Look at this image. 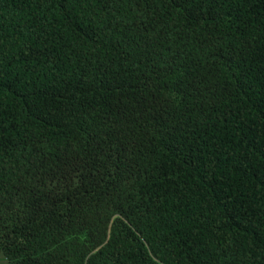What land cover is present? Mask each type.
Instances as JSON below:
<instances>
[{
    "label": "trees",
    "instance_id": "1",
    "mask_svg": "<svg viewBox=\"0 0 264 264\" xmlns=\"http://www.w3.org/2000/svg\"><path fill=\"white\" fill-rule=\"evenodd\" d=\"M7 264H264V0H0Z\"/></svg>",
    "mask_w": 264,
    "mask_h": 264
},
{
    "label": "rangeland",
    "instance_id": "2",
    "mask_svg": "<svg viewBox=\"0 0 264 264\" xmlns=\"http://www.w3.org/2000/svg\"><path fill=\"white\" fill-rule=\"evenodd\" d=\"M4 260V262H6L5 261V259H4V257L0 254V263L2 264L3 262H1V261H3ZM5 264V263H4Z\"/></svg>",
    "mask_w": 264,
    "mask_h": 264
},
{
    "label": "crops",
    "instance_id": "3",
    "mask_svg": "<svg viewBox=\"0 0 264 264\" xmlns=\"http://www.w3.org/2000/svg\"><path fill=\"white\" fill-rule=\"evenodd\" d=\"M1 262H3L2 264H4V263H5V264H7L6 262H4V260H3V261H1ZM0 264H1V263H0Z\"/></svg>",
    "mask_w": 264,
    "mask_h": 264
}]
</instances>
